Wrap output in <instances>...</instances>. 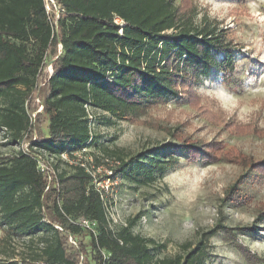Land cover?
I'll return each mask as SVG.
<instances>
[{"label":"trees","instance_id":"obj_1","mask_svg":"<svg viewBox=\"0 0 264 264\" xmlns=\"http://www.w3.org/2000/svg\"><path fill=\"white\" fill-rule=\"evenodd\" d=\"M52 1L59 12L55 24L45 0H0L4 146L20 148L26 142L28 152H44L53 159L56 173L48 185L30 153L18 149L0 155V228L10 238L31 244L36 240L38 245L29 260L10 258L0 264H77L78 254L68 245L67 235L88 239L94 264H204L209 258L206 242L217 231L204 234L195 245L183 244L173 257L159 259L155 253L165 246L133 234L135 218L116 232L108 228L92 176L79 165L59 172L67 165L60 156L86 148L113 156L117 164L111 178L135 187L163 178L179 163L177 153L187 162L215 163L219 150L215 143H166L131 157L112 152L98 143L88 114L99 111V122L110 126L138 119L158 104L190 102L191 85L201 77L212 70H233L226 36L209 25L193 24L185 10L188 0ZM115 18L123 24L115 23ZM57 45L60 52L43 85L42 112L36 116L38 135L32 137L28 104L39 88L46 57L56 53ZM219 54L221 60L216 58ZM94 161L97 164L96 155ZM238 164L264 175V159ZM238 181L227 189L230 205L239 204V194L233 192ZM80 219L93 223V231L82 228ZM263 219L264 212L256 221ZM218 228L225 237L237 232L257 235L255 226ZM79 248L85 252L83 245Z\"/></svg>","mask_w":264,"mask_h":264},{"label":"rangeland","instance_id":"obj_2","mask_svg":"<svg viewBox=\"0 0 264 264\" xmlns=\"http://www.w3.org/2000/svg\"><path fill=\"white\" fill-rule=\"evenodd\" d=\"M185 7L193 24L209 25L226 36L233 70H212L201 77L191 85L190 102L158 104L138 119L114 121L110 126L101 124V113L93 110L90 126L98 143L127 157L166 143H215L219 149L215 163L187 162L184 154L177 153L179 163L163 178L135 187L119 177L107 181L102 170L116 166L113 156L89 148L98 165L95 157L93 162L81 161L100 182L97 188L102 192L108 228L116 232L135 218L133 234L165 246L156 251L157 258L173 257L183 244L195 245L215 230L219 234L206 242L209 258L204 264H264V219L256 221L264 212V175L238 164L264 159V0H188ZM48 8L55 24L58 9L54 4ZM59 52L57 45L56 53L47 55L39 88L28 104L32 137L38 135L36 116L42 112L43 85ZM216 58L221 60L222 55ZM6 141L0 131L1 156L19 149L4 146ZM68 165L61 166L59 172H69ZM98 167H103L100 172ZM237 181L233 192L239 194L240 201L230 205L227 189ZM44 215L49 219L45 210ZM219 226L232 230L255 226L257 235L237 232L225 237ZM67 237L68 245L78 254L77 264H94L88 239ZM37 246L36 240L31 244L27 239L10 238L0 228V261L29 260Z\"/></svg>","mask_w":264,"mask_h":264},{"label":"built area","instance_id":"obj_3","mask_svg":"<svg viewBox=\"0 0 264 264\" xmlns=\"http://www.w3.org/2000/svg\"><path fill=\"white\" fill-rule=\"evenodd\" d=\"M46 2V10L47 12H49V8H48V5L51 6V4H54L52 0H45ZM55 6V5H54ZM56 7V6H55ZM57 8V7H56ZM115 23L117 24H123V21H121L120 19L118 18H115ZM59 44V43H58ZM88 117L90 118V120L92 119L91 117V114L89 113L88 114ZM22 151L24 152H28L27 150V143H22V145L20 146V148ZM35 149V148H34ZM30 153V155L32 156V158L35 160L36 164H37V167L38 169L46 176L47 178V183L48 185L51 184L52 180L55 178V170H52V165L51 163L53 162V159L48 157L44 152H40V151H36V152H28ZM94 153L93 152H90L88 148L86 149H82L80 151H77V152H74V153H71L70 155L68 154H61L60 156V159L69 164V165H79L81 167H83L85 169V171L90 174L93 178V181L95 183V186L97 188V186L100 185V182H97L96 178H95V175L93 173H91L90 171H88V169L86 168L85 166V163L81 160L83 159H86L87 162L88 160L90 162H93V158H94ZM51 161V162H49ZM103 167H98L97 168V171H101ZM104 174L107 176V181H109L110 179H114V178H111L113 172H112V169H111V166L110 165H107V167H105L103 170ZM116 178V177H115ZM98 189V188H97ZM99 190V189H98ZM101 191L99 190V194H100V198L101 200L103 201V196H102V192L100 193ZM78 224L82 227V228H85L89 231H93V223H90L88 222L87 220L85 219H80L78 221Z\"/></svg>","mask_w":264,"mask_h":264}]
</instances>
